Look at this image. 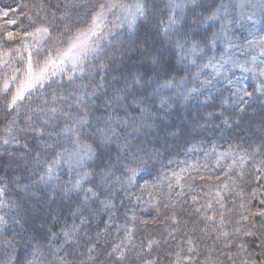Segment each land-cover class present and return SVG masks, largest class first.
Here are the masks:
<instances>
[{
	"label": "trees",
	"instance_id": "16d2710c",
	"mask_svg": "<svg viewBox=\"0 0 264 264\" xmlns=\"http://www.w3.org/2000/svg\"><path fill=\"white\" fill-rule=\"evenodd\" d=\"M128 1L134 0H122ZM228 1L196 0L184 11L177 29L181 35L187 33L189 42L212 36L218 29L205 18L221 2ZM90 2L95 5L104 0ZM144 2L148 10L137 21L134 32L108 41L83 74H76L74 83L58 76L63 87L46 85L12 110H7L6 104L16 84L9 88L7 99L0 91V187L5 188L0 196V216L6 222L0 228V261L5 264L8 260L11 264H28L37 248L44 254L43 264H59L58 256H66L72 264H113L115 256L107 253L117 244L129 256V264H142V260L173 264L175 253L180 251L178 244L184 249L181 255L187 264L264 261V217L258 215L264 211V93L224 106L190 97L170 108L160 106L158 110L152 105L155 112L145 111L151 107L149 98L155 86L162 81L185 80L191 72L175 47L176 32L163 34L170 15L165 0ZM69 3L0 0V57L9 61L0 74V88L13 69L26 62L25 49L39 47L24 33L49 26L52 39L45 47H50L66 25L71 32L88 26L89 12L66 7ZM5 21L15 23L8 27ZM8 32L13 33L12 39L7 38ZM71 32L65 34V40ZM81 85L85 86L87 107L80 111L89 113L92 124L83 130L81 141L95 153L87 169L90 176L78 190L73 188L77 174L62 170L58 181L48 185L41 180L47 163L72 145L57 142L55 135L49 138L20 129H28L30 115L33 128L42 126L33 110L44 98L48 106L66 110V102L53 101V93L69 96L70 103L74 97L69 94ZM115 95L121 98L116 103ZM139 113L144 115L142 119ZM63 123L64 117L58 112L46 130L55 133L59 131L56 125ZM108 123L117 135L102 142L96 128L107 127ZM139 124L144 126L140 128ZM10 125L11 134L5 131ZM135 127L142 132L130 133ZM166 131L176 134L161 138ZM148 135L155 137L152 145L146 141L139 148ZM5 138L10 143L4 144ZM125 144L130 150H122ZM216 152L242 155L245 164L238 172H225L223 176L224 166H217ZM128 164L140 169L131 184L123 171ZM108 169L114 175L104 178ZM89 188L97 195L91 194L85 202L83 193ZM101 201H110V206L105 208ZM74 212V217L67 216ZM71 229H75L71 241L65 243L64 232ZM249 232L252 235H245ZM150 238L155 239L153 244ZM189 238L194 241L195 254L187 253ZM7 241L14 247H8Z\"/></svg>",
	"mask_w": 264,
	"mask_h": 264
},
{
	"label": "snow or ice",
	"instance_id": "6c2138e0",
	"mask_svg": "<svg viewBox=\"0 0 264 264\" xmlns=\"http://www.w3.org/2000/svg\"><path fill=\"white\" fill-rule=\"evenodd\" d=\"M194 2V0H193ZM203 2V0H201ZM186 0H169V9L170 15L168 18L167 27L162 29L163 34L168 36L169 32L175 31L177 39L175 40V47L181 51V54L185 51H191L193 54L197 52H202L204 47H209L214 44L215 40L224 37L227 39L229 26L231 24L239 23V21H233L229 16L228 6L221 2L211 14L205 19L209 21H220V28L217 33H213L212 36H204L200 40L193 39L189 42L187 38V33L181 35L180 30L177 29L181 22L180 13L183 12L186 7ZM66 7L83 9L89 12V23L86 28L77 29L75 32H71V29L66 25L62 33H60L56 39L52 42L50 47H45L48 40L52 39V32L49 26H39L35 28L34 32L24 33L25 36H31L33 39L37 37L46 38L38 41L39 47L33 48V50L25 51L27 52L26 62L22 65L21 68L13 69V73L7 79L3 81L2 91L7 95L9 93L10 83L16 84L15 92L11 94L10 99L7 100L6 109L12 110L18 106L20 101H23L27 96L33 95L39 89L45 88L47 85L49 88L53 84L63 87L61 81L57 79L58 76L66 77L67 81L71 84L75 82V79L78 77L76 73L81 75L84 72V65L89 60V58L97 56L101 50L100 41L104 39L103 28L108 23L109 14L116 16L117 20L122 21L123 24H126L129 30H132L133 26L136 23V20L139 17L145 16L148 5L144 0H134L132 4L123 3L122 0H104V2L97 3L92 5L90 0H70L69 5ZM260 7L264 9V0H261ZM119 13L120 15H117ZM7 15V13H5ZM249 20L252 17H248ZM10 23H15V21H10ZM71 32V34L65 40V34ZM7 38L12 39L13 33L8 32ZM262 45H264V40H262ZM187 45V48H186ZM229 47H231V41H228ZM264 55V53H261ZM6 55V54H5ZM35 57V59H34ZM24 57L21 56V60L24 61ZM213 58H210L207 64H204L202 67H209L212 64ZM256 57H252V61L255 62ZM264 62V61H262ZM195 63V60H193ZM4 65L8 64V61H3ZM222 66V65H221ZM244 71H255L254 68L245 67L244 64L238 65ZM19 73V75H17ZM260 76H264V69H261L259 72ZM84 88L85 86L81 85L79 89H74L69 95L74 97L72 102L69 101V96L58 95L55 92L53 93L52 99L56 101L57 99L66 102V110L64 108L51 107L47 98L42 100V104L38 103L36 109L33 110V114L36 118L40 119L42 126L33 128L32 121L33 116L30 115L27 117L29 122L28 129H20V131L30 130L34 134L39 136H48L51 138L53 135L57 137V142L60 140L65 141L72 145L71 149L64 148L63 151L56 153V157L47 163L44 175L41 176V180H44L45 177L52 179L55 175L56 167L60 164L61 160L65 162H71L75 160L78 166H83L84 162L88 159H91L95 154L90 145L82 143L80 137L85 128H90L92 126L89 119L88 112H81L80 109L87 107V103L84 100ZM264 92V81H261V84L254 90ZM243 96L252 97L253 93L244 91ZM243 96L240 97L243 100ZM60 113L64 117V123L62 125H56L59 128V131L53 133L46 130V126L49 125L50 120L54 117V114ZM111 120V117L108 118ZM124 123V121H120ZM13 124L15 121L12 122ZM9 134L12 133L11 125L5 130ZM96 133L102 138V142L110 141L112 136L117 135L115 129L111 127V124L108 123L107 127H97ZM15 137H13L14 139ZM18 142V141H17ZM4 144L10 143L9 139L5 138L3 140ZM122 150H130V146L125 144L122 146ZM130 155H133L130 152ZM39 158L37 157V163H39ZM124 173L127 174V182L131 184L138 172L140 171L139 167H133L130 164L126 165L124 168ZM89 173H84L79 179L73 183V187L76 189L80 188V185L84 179H87ZM109 175H114L111 169H108L104 173V178ZM120 177H116L117 181H120ZM179 181V176H177V182ZM171 187V185H169ZM226 187V185H225ZM5 188L0 187V196H3ZM88 193H91L92 196H96L97 193L93 192L92 189H87L85 191V202L89 199ZM219 195V194H217ZM193 200L196 197L192 198ZM2 203V202H0ZM104 204L105 208L110 206V201H101ZM264 203V201H262ZM211 207V205H209ZM221 207L223 205L221 204ZM258 215L264 217V211L258 213ZM111 219V218H110ZM135 219V217H133ZM173 219H175L173 217ZM211 220L212 217H209ZM247 219V217H245ZM83 222V221H82ZM146 223V221H142ZM5 219L3 216H0V228H3L5 225ZM225 223L223 215L221 216L220 224ZM255 225H253L254 227ZM75 229L64 232L65 243H70L71 235ZM126 233H130L131 230L125 229ZM239 231V229H237ZM227 236V233H223ZM245 235H252V233H245ZM219 237H217L218 239ZM130 241V235L128 236ZM186 243L189 245L187 253H196V247H194V241L189 238ZM6 245L8 247H14L11 241H7ZM227 246V245H226ZM180 251L175 253V261L173 264H185V257L181 255V252H184V249L178 244ZM243 250V249H242ZM93 248H89V252H92ZM186 253V255H187ZM67 255H71L68 253ZM109 257L115 256L113 264H129V256L121 249V245L117 244L113 247L112 251L107 253ZM171 255V253H169ZM33 259L28 262V264H43V252L37 248L34 253H32ZM137 258L141 257L140 253L136 254ZM59 264H72V261L68 260L66 256L57 257ZM188 261L192 260V256L187 257ZM0 264H5L4 261H0ZM6 264H11V261L8 260ZM142 264H154L152 260H142ZM243 264H248L247 261H244ZM251 264H257V261L253 260ZM260 264H264V261H261Z\"/></svg>",
	"mask_w": 264,
	"mask_h": 264
},
{
	"label": "rangeland",
	"instance_id": "374dc122",
	"mask_svg": "<svg viewBox=\"0 0 264 264\" xmlns=\"http://www.w3.org/2000/svg\"><path fill=\"white\" fill-rule=\"evenodd\" d=\"M195 1L196 0H194V2ZM133 2L134 1H128L125 3L132 4ZM165 3L169 14H171L169 0H165ZM192 3L193 0H186L187 6L184 8L183 12L179 14L180 17H183L184 11ZM225 4L228 6L229 16L233 21H239V23L234 22L229 26L227 39L224 37L216 39L214 44L209 47H204L202 52L193 54L191 51H185L182 55V59L188 66L191 72L190 75H188L185 80H167L162 81L158 86H155L149 98L151 107L145 111L155 112L156 108H154V106L157 107L158 110L159 108L162 109L160 106L170 108L169 106L175 104L179 100H185L190 97L199 98L203 100V102H207L213 106H224L227 104H238L249 99L250 97L243 96L244 91L253 93L252 97L264 93L254 91L261 84V81H264V76L259 75L260 70L264 69V62H262L264 61V55L261 54L264 53V45L261 43L262 40H264V9L260 7L261 0H229ZM117 15L120 14L117 13ZM3 16L5 18L4 20H7V15ZM248 17H252V19L249 20ZM139 18L136 20L132 30H129L126 24L117 20L116 16L109 14L108 23L103 28L104 39L100 41L101 50L99 51V54L105 48L106 43L114 37L121 36L125 33L132 34ZM167 23H165L164 28L167 27ZM5 24L8 27H12V23L10 22H6ZM212 24L219 30L220 21H212ZM42 39L43 38L41 37L35 39L32 37V40L35 42ZM229 40L231 41V47L228 45ZM253 56L256 57L255 62L252 61ZM213 57L214 59L212 60L211 66L202 67ZM93 58H95V56L89 58L84 65V68L94 60ZM116 59L119 60V57ZM5 60L8 61L5 56L0 57V74L6 67V65L3 64V61ZM193 60H195V63H193ZM240 64H244L245 67L248 68H254L255 71H244L238 66ZM14 86V83H10L9 88ZM241 96H243V100L240 99ZM118 100L120 101L121 98L118 97V95H115L114 102L116 103ZM141 114L142 113H139L137 115L140 119L144 117V115ZM139 125L140 128L144 126L143 124ZM139 127H135L130 133L133 134L134 131L142 132ZM148 129L151 131L150 128ZM175 134L176 132L166 131L164 132V135L162 134L161 138L169 139ZM144 137V141L140 142L141 144L139 145V148L146 145V141L150 143L155 138L149 137V135ZM150 144L152 145V143ZM153 149L155 150V148ZM119 155L121 154L119 153ZM93 157L86 160L83 166H78L75 160L71 162L61 160L60 164L56 167L54 177L52 179L45 177L44 182L48 185L55 184L58 181L62 170L77 174V179H79L84 173H89L87 169L88 165L92 162ZM217 160V166H219V168L220 166H224L222 170V172L224 171V176L225 172L226 175L227 172H229V175H232L241 170L242 166L245 164L246 158L238 154H222L218 152ZM89 176L82 181L79 189L85 185V182H88ZM85 191L83 193L84 197ZM88 196L90 198L91 193H88ZM82 203L84 204V201H82ZM75 215V212L67 214L70 218ZM149 240H152V244L154 243L153 241H155V239L152 238Z\"/></svg>",
	"mask_w": 264,
	"mask_h": 264
}]
</instances>
